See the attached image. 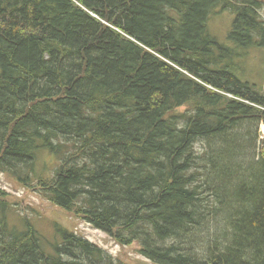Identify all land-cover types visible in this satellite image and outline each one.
Returning a JSON list of instances; mask_svg holds the SVG:
<instances>
[{
    "label": "trees",
    "instance_id": "obj_1",
    "mask_svg": "<svg viewBox=\"0 0 264 264\" xmlns=\"http://www.w3.org/2000/svg\"><path fill=\"white\" fill-rule=\"evenodd\" d=\"M217 8L264 47V0H0V172L154 264H264V84ZM13 209L0 188V264H122L67 231L48 252Z\"/></svg>",
    "mask_w": 264,
    "mask_h": 264
},
{
    "label": "rangeland",
    "instance_id": "obj_2",
    "mask_svg": "<svg viewBox=\"0 0 264 264\" xmlns=\"http://www.w3.org/2000/svg\"><path fill=\"white\" fill-rule=\"evenodd\" d=\"M261 14L264 18V9ZM234 20L235 16L232 12L217 8L209 18L208 31L220 44L241 55L240 60L236 59V69L240 77L246 82L261 87L264 84V47L252 45L242 48L233 44L229 36L233 31ZM263 138L264 125L260 129V140L264 141ZM58 165V159L45 151L41 152L34 179L50 175ZM0 188L7 192L8 201L14 208L8 215L9 224L24 230L28 222L39 233L50 253L55 246L63 242L62 232L67 231L97 244L122 264H154L140 255L141 248L137 243L130 246L117 244L110 236L94 229L82 219L50 204L32 190L23 188L8 174L0 172Z\"/></svg>",
    "mask_w": 264,
    "mask_h": 264
},
{
    "label": "built area",
    "instance_id": "obj_3",
    "mask_svg": "<svg viewBox=\"0 0 264 264\" xmlns=\"http://www.w3.org/2000/svg\"><path fill=\"white\" fill-rule=\"evenodd\" d=\"M264 139V138H263Z\"/></svg>",
    "mask_w": 264,
    "mask_h": 264
}]
</instances>
